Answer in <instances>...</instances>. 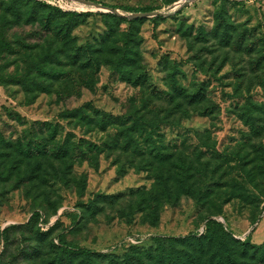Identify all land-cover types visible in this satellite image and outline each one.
<instances>
[{
    "label": "rangeland",
    "instance_id": "obj_1",
    "mask_svg": "<svg viewBox=\"0 0 264 264\" xmlns=\"http://www.w3.org/2000/svg\"><path fill=\"white\" fill-rule=\"evenodd\" d=\"M40 1L86 15L73 30L80 44L90 40L92 43L103 41L107 46L120 44L123 34L128 32L130 22L105 19L102 13L113 11L101 2L130 8L158 5L167 18L153 20L149 14L142 16L146 20L137 24L140 68L148 74L144 87L122 80L108 64H103L93 75L91 86L86 71L68 65L64 56L56 66L69 72L68 80L74 87L70 96L62 95L66 88L64 79L55 81L52 91L47 93L28 94L12 82L0 85V133L8 140L24 136L30 126L39 131L38 122L51 121L60 124L57 141L63 142L67 136L73 142L84 138L105 149L97 163L86 161L66 169L62 162L50 156L40 159V169H28L29 173L21 177L6 178L0 174V254H6V261L40 263L21 255L23 248L37 244L30 230L13 229L9 246L4 233L9 226L27 224L35 211L43 212L45 220L40 219L37 227L46 230L63 214L55 235L65 232L73 245L100 252L115 249L119 256L130 243L139 240V244H147L154 234L185 236L203 231L205 218L211 213L227 226L234 238L245 241L250 237L257 244L264 242V177L260 175L251 181L247 175L248 168L254 164V144L264 143V133L256 137L244 115L246 106L253 110H257L256 106L262 108L255 114L257 123L264 127V60L258 63L261 58L257 49L250 52L246 46L264 34V0H238L239 4L235 0H87L93 4ZM223 5L232 24V37L228 42L215 32L219 21L217 13ZM182 6L181 14L169 15ZM3 13L0 2V26ZM139 14L142 13L122 12L120 16L138 17ZM108 32L110 34L106 35ZM7 34L18 51L1 60L8 74L26 66L27 47L35 46L37 51L48 42V34L38 23L14 22L7 28ZM100 43L97 48H102ZM171 66H177L183 86L205 87L206 96L214 105L213 114L201 115L200 106L187 103L184 112L175 105L178 101L171 104L153 93L154 85L166 88ZM145 100L149 102L147 108L143 106ZM89 102L95 109L112 116L137 112L149 118H165L171 112L168 116L173 122L162 125L160 131L164 144L168 145L164 151L173 158L180 156L199 167H208L209 172L199 173L197 178L201 184L215 190V201L200 205L184 195L178 205L163 206L157 227L144 223V216L139 212L134 213L133 223L128 224L126 215L133 214L131 207L141 193L154 190L156 172L139 169L143 159L132 152L108 149L107 144H112L119 133L118 126L102 130L95 124H78L61 117L63 110ZM120 165L126 169L123 174L118 172ZM239 192L246 196H238ZM97 194L103 197L87 205ZM227 198L229 201L225 202ZM75 213H80V218L74 224ZM12 253L18 259L11 258Z\"/></svg>",
    "mask_w": 264,
    "mask_h": 264
},
{
    "label": "trees",
    "instance_id": "obj_2",
    "mask_svg": "<svg viewBox=\"0 0 264 264\" xmlns=\"http://www.w3.org/2000/svg\"><path fill=\"white\" fill-rule=\"evenodd\" d=\"M64 1L75 2V0ZM0 2L4 9V20L0 26V85L12 82L19 84L28 94L38 91L47 93L52 91L55 81L64 79L66 88L62 95L70 96L74 87L69 83V72L56 66L62 62L63 56L68 59V65L78 66L86 71V78L91 82V86H93V75L99 71L103 64L110 65L114 73L134 86L144 87L148 82L147 72L140 68L136 40L137 24L144 22L146 17H122L120 14L122 12L149 14L161 11V6L144 5L130 8L129 6L101 2L103 6L120 13H102L105 19L112 18L118 22H130L128 32L122 36V43H112L107 46L103 41L92 43L90 40L85 44L78 42L73 35V30L85 20L86 15L83 13L66 11L59 6L50 5L40 0H1ZM235 3L239 4L240 1L235 0ZM183 9L182 6L170 12L169 15L178 16ZM226 13V7L223 5L217 13L219 21L215 32L221 34L223 39L228 42L232 37V24L227 19ZM165 18H167L165 14L152 17L153 20ZM22 21L23 24L38 23L41 29L48 34V42L37 51L35 46L27 47L28 50L24 53L26 66L8 74L7 66H3L1 60L5 55L15 54L18 51L12 38L7 34V28L14 22ZM109 25L114 32L113 25L111 23ZM109 34L108 32L106 35ZM99 43L102 48H97ZM246 46H249L250 52L257 49L259 58H261L258 63L264 60V34ZM169 69L166 88L160 89L154 85L153 93L171 104L178 101L175 105L182 107L184 112L187 111L184 108L187 103L196 107L200 106L201 115L213 114L214 105L208 100L205 87L189 89L180 83L178 78L180 72L177 66H171ZM182 73L184 74V72ZM178 99H182L183 102ZM205 103L207 104L204 105ZM143 106L147 108L149 102L145 100ZM256 107L257 110H253L246 106L244 115L252 133L258 137L264 133V127L257 123L255 114L259 112L258 109L262 108ZM171 114V112L168 113L165 118H149L145 114L137 112L112 116L95 109L91 102L61 112V117L64 119H71L70 121L74 120L76 123L84 125L95 124L102 130H106L112 125L118 126L119 133L112 144H107L108 149L132 152L135 157L140 156L143 159L138 166L139 169L156 172L154 190L149 193H141L131 207L133 214L126 215L128 224L133 223L134 213L139 212L144 216V223L157 227L161 221L163 206L165 204L178 205L184 195L190 196L200 205H209L215 201V197H213L215 190L201 184L197 178L199 173L209 172L208 167H199L197 164L195 165V162L187 161L180 156L177 159L173 158L171 154L164 151L168 145L164 144L165 141L160 131L162 125L173 122L168 116ZM38 124L40 125L39 131L30 126L26 129L24 136H19L15 141L8 140L0 133L1 176H6V178L21 177L23 173H29L28 169H40V159L50 156L62 162L66 169L86 161L97 163L99 154L105 151L103 146L93 141H86L84 138L73 142L67 136L63 142L57 141L56 138L61 129L59 123L42 121ZM46 133L47 135H45ZM253 152L252 161L254 164L247 170L251 181L260 175L264 177V143H255ZM250 161L248 162L250 163ZM35 162L37 164L34 166ZM125 170L123 165L118 167L120 174H123ZM158 173L160 174L157 175ZM238 196L246 195L239 192ZM100 197H103L102 194H97L87 205H91ZM228 199L225 202H228ZM55 213H58L57 208H55ZM79 214H73L72 223H77L80 218ZM214 215V213L207 215L203 231H193L185 236L154 234L147 244H139L141 242L139 240L130 243L128 249L121 256L116 254L115 249L100 252L73 245L68 241L65 232L55 235L54 233L61 223V216L54 224H49L46 230L37 227L36 223L40 219L44 220V214L41 211H35L27 224L9 226L5 228L4 233L6 245L9 246L10 232L13 229L26 228L30 230L37 244L28 249L23 248L21 255L29 261L39 260V264H102L106 260L108 264H264V242L257 244L252 242L250 237L245 241L234 238L227 226L214 218ZM5 255V253L0 254V264H10L9 261H6ZM10 255L11 258H17L14 253Z\"/></svg>",
    "mask_w": 264,
    "mask_h": 264
},
{
    "label": "water",
    "instance_id": "obj_3",
    "mask_svg": "<svg viewBox=\"0 0 264 264\" xmlns=\"http://www.w3.org/2000/svg\"><path fill=\"white\" fill-rule=\"evenodd\" d=\"M75 1H79V2H85V3H88V4H93V2H90V1H87V0H75ZM114 13H118V14H120L118 11H116V10H113V9H111ZM150 15H152V16H155V15H163V14H165L164 12H161V11H159V12H154V13H149ZM149 14H147V13H142V14H139L138 16H147V15H149Z\"/></svg>",
    "mask_w": 264,
    "mask_h": 264
}]
</instances>
